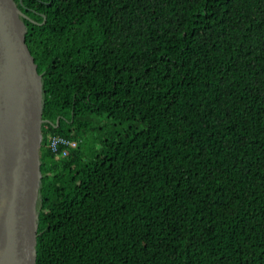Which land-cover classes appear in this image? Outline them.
<instances>
[{
  "label": "trees",
  "instance_id": "trees-1",
  "mask_svg": "<svg viewBox=\"0 0 264 264\" xmlns=\"http://www.w3.org/2000/svg\"><path fill=\"white\" fill-rule=\"evenodd\" d=\"M15 1L44 90L36 264H264V0Z\"/></svg>",
  "mask_w": 264,
  "mask_h": 264
},
{
  "label": "water",
  "instance_id": "water-1",
  "mask_svg": "<svg viewBox=\"0 0 264 264\" xmlns=\"http://www.w3.org/2000/svg\"><path fill=\"white\" fill-rule=\"evenodd\" d=\"M15 0H0V264H36L42 76Z\"/></svg>",
  "mask_w": 264,
  "mask_h": 264
},
{
  "label": "built area",
  "instance_id": "built-area-1",
  "mask_svg": "<svg viewBox=\"0 0 264 264\" xmlns=\"http://www.w3.org/2000/svg\"><path fill=\"white\" fill-rule=\"evenodd\" d=\"M76 147L77 144L75 141H70L60 136H53L50 139V148L53 149L54 153H56L58 157L67 156L68 151Z\"/></svg>",
  "mask_w": 264,
  "mask_h": 264
},
{
  "label": "rangeland",
  "instance_id": "rangeland-1",
  "mask_svg": "<svg viewBox=\"0 0 264 264\" xmlns=\"http://www.w3.org/2000/svg\"><path fill=\"white\" fill-rule=\"evenodd\" d=\"M117 127H118V126H117ZM125 127H126V125H124V127H123V126H120V127L116 128V131H121L120 128H125Z\"/></svg>",
  "mask_w": 264,
  "mask_h": 264
}]
</instances>
